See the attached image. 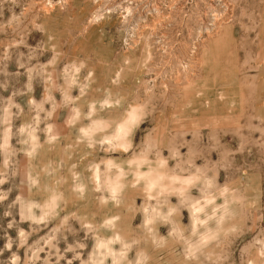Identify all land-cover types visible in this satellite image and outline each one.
<instances>
[{"label":"rangeland","instance_id":"374dc122","mask_svg":"<svg viewBox=\"0 0 264 264\" xmlns=\"http://www.w3.org/2000/svg\"><path fill=\"white\" fill-rule=\"evenodd\" d=\"M0 264H264V0H0Z\"/></svg>","mask_w":264,"mask_h":264}]
</instances>
